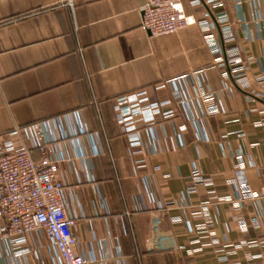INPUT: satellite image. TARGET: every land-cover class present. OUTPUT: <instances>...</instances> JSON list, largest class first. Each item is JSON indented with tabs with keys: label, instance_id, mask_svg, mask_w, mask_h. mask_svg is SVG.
Masks as SVG:
<instances>
[{
	"label": "crops",
	"instance_id": "1",
	"mask_svg": "<svg viewBox=\"0 0 264 264\" xmlns=\"http://www.w3.org/2000/svg\"><path fill=\"white\" fill-rule=\"evenodd\" d=\"M144 3L0 0V135L41 124L54 139L67 209L90 264H221L211 248L188 254L186 221L200 222L192 213L211 199L218 237L264 240V194L244 197L264 190V0H225L249 87L223 76L227 66L216 62L199 24L151 36ZM184 5L206 18V6ZM142 89L170 113L127 132L117 99ZM205 95L221 113L207 114ZM194 167L214 179L218 197L232 200L212 199L204 185L188 193ZM171 200L173 207L157 205ZM177 216L184 222L174 223ZM24 248L29 253H17ZM0 264H54L50 241L34 234L15 250L0 237Z\"/></svg>",
	"mask_w": 264,
	"mask_h": 264
},
{
	"label": "built area",
	"instance_id": "2",
	"mask_svg": "<svg viewBox=\"0 0 264 264\" xmlns=\"http://www.w3.org/2000/svg\"><path fill=\"white\" fill-rule=\"evenodd\" d=\"M191 6H206V18L198 20L187 12L184 0H145L141 7L142 26L151 36H161L176 33L179 30L194 24H199L205 31L204 39L211 52L219 55L216 62L226 65L225 78L232 77L242 87H249L247 75V61L235 43V35L228 12L224 9L225 0H188ZM65 4L74 8L75 0H65ZM214 19V23L211 21ZM217 23L221 29L223 44L211 33ZM264 82V77H261ZM264 98V91L259 93ZM208 102L206 112L215 115L222 112V108L213 102L212 95H205ZM161 104L151 102L148 91L145 89L120 96L115 106L116 116L127 132L137 130V122H154L162 112ZM135 146L139 145L137 136H133ZM18 139V143L16 142ZM54 139L45 136L43 125L32 124L25 127H15L6 135H0V237L12 249L25 246L33 235L37 234L40 240L47 238L54 264H90L79 247V238L76 233L77 217L69 213L65 193V183L59 175V159L52 154ZM40 154L39 160L34 158V151ZM145 185H150L144 179ZM209 188V195L213 198L232 200L230 196L216 194L214 179L204 176L197 167H194L188 179L186 191L192 192L197 186ZM264 190L256 195L247 192L244 197L258 198ZM159 208H169L175 201L157 202ZM211 199L204 201L200 208L193 212L195 218L201 219L198 223L186 221L188 231L193 238L189 241L187 252L190 255L204 252L211 248L213 255L221 264H256L264 259L263 252H254L257 247H264V240L240 239L230 241L217 235L216 220L210 212ZM236 209L241 204L235 203ZM238 221L242 230L247 229V223L239 212ZM174 223L184 220L177 216ZM192 245V246H191ZM194 245V246H193ZM19 254L29 253V249L17 251Z\"/></svg>",
	"mask_w": 264,
	"mask_h": 264
}]
</instances>
